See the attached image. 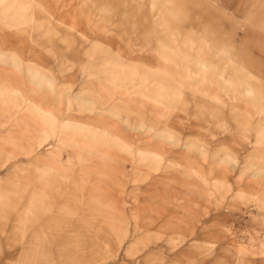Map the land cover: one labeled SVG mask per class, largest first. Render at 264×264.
<instances>
[{"label":"rangeland","instance_id":"374dc122","mask_svg":"<svg viewBox=\"0 0 264 264\" xmlns=\"http://www.w3.org/2000/svg\"><path fill=\"white\" fill-rule=\"evenodd\" d=\"M0 264H264V0H0Z\"/></svg>","mask_w":264,"mask_h":264},{"label":"bare ground","instance_id":"6f19581e","mask_svg":"<svg viewBox=\"0 0 264 264\" xmlns=\"http://www.w3.org/2000/svg\"><path fill=\"white\" fill-rule=\"evenodd\" d=\"M32 27H35L34 29H39V27H42V24L41 25H38V20L35 19V17H32ZM40 22V21H39ZM39 26V27H38ZM31 27V26H30ZM45 34L49 37L50 35V31L49 29L46 30ZM58 34V33H57ZM68 69V68H67Z\"/></svg>","mask_w":264,"mask_h":264}]
</instances>
